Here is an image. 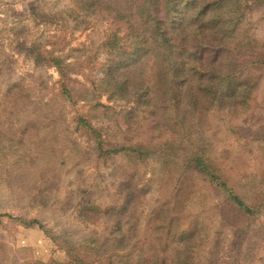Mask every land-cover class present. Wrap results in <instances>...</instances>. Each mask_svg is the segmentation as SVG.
<instances>
[{
  "label": "rangeland",
  "instance_id": "374dc122",
  "mask_svg": "<svg viewBox=\"0 0 264 264\" xmlns=\"http://www.w3.org/2000/svg\"><path fill=\"white\" fill-rule=\"evenodd\" d=\"M239 3L240 99L151 113L101 90L128 0H0V264H264V0Z\"/></svg>",
  "mask_w": 264,
  "mask_h": 264
},
{
  "label": "trees",
  "instance_id": "16d2710c",
  "mask_svg": "<svg viewBox=\"0 0 264 264\" xmlns=\"http://www.w3.org/2000/svg\"><path fill=\"white\" fill-rule=\"evenodd\" d=\"M128 1L134 17L131 24L136 26L129 20L124 24L129 25V31L124 33L129 42L124 49L118 45L123 36L111 34L113 42L108 54L112 58L105 64L102 91H107L109 96L120 95L151 113L158 106L177 107L180 99L193 105L199 96L216 103H234L240 99L238 93L246 91L247 84L242 80L237 82L236 59L228 53L231 47L244 48L254 41L234 31L239 0ZM259 56L264 62V55ZM146 57L153 59L156 69L153 67L148 79L143 73ZM54 61L60 68V59ZM188 161L187 167L201 175L221 179L218 169L199 154ZM218 185L227 200L245 215H252L262 207L255 205L257 202L244 203L225 178Z\"/></svg>",
  "mask_w": 264,
  "mask_h": 264
}]
</instances>
